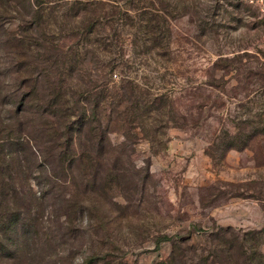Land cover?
<instances>
[{
    "label": "rangeland",
    "instance_id": "374dc122",
    "mask_svg": "<svg viewBox=\"0 0 264 264\" xmlns=\"http://www.w3.org/2000/svg\"><path fill=\"white\" fill-rule=\"evenodd\" d=\"M43 1L36 29L37 15L0 2V138L30 134L13 119L16 42L23 80L43 74L42 59L59 62L68 107L99 105L110 133L102 166L50 188L30 153L28 170L14 156L9 180L10 149H0L2 205L20 216L18 253L3 264H83L98 249L117 263L159 264L178 239L201 251L229 228L246 264H264V0ZM128 84L132 111L118 104L109 125L118 100L108 90Z\"/></svg>",
    "mask_w": 264,
    "mask_h": 264
},
{
    "label": "trees",
    "instance_id": "16d2710c",
    "mask_svg": "<svg viewBox=\"0 0 264 264\" xmlns=\"http://www.w3.org/2000/svg\"><path fill=\"white\" fill-rule=\"evenodd\" d=\"M2 1L0 0V2ZM44 3L43 0H5V4L12 5L17 12L18 10L14 5L26 10L27 13H31L33 18L35 15L38 16L34 20V25H32L33 29L40 28L41 13L45 10L43 8ZM79 5V7L84 6L83 3H79ZM5 16V13H0V19L5 20ZM0 43H2L1 40ZM40 48L47 53L50 49H54L57 54L62 52L60 46L54 48L44 44ZM14 49L15 55H18L20 59L17 60L13 71H11L17 88L13 98L18 104L13 119L16 123H20L25 131L28 130L30 134L17 137L11 133L5 138H0V149L4 146L5 149H10L8 154L11 163H8V179L11 181L16 180L17 173L13 170L16 169L18 165L16 161L18 160L14 156L19 157L22 155L24 157L29 153V157L37 161L35 169L38 172L39 183H46L44 185H47L48 188L51 184H58L59 181L66 183L73 171L77 170L82 175V166L85 164L87 168H93L95 162L98 167L102 166L100 158L105 153L104 148L107 144V136L110 133V128L108 130L103 121L106 117L103 115L104 110L100 109L97 104L90 109L84 107L72 109L68 107L70 105L63 91L65 78L59 62H51L48 58L42 59L38 65L44 71L43 74L36 76L30 74L32 77L30 80H23V69H26L21 57L25 55L24 44L16 42ZM29 66L31 65L29 64ZM54 72H58V78ZM40 79L46 80L50 87L43 93L37 88ZM108 93L114 94V97L118 100L117 105L111 112L112 115H109L108 118V124L111 125L114 110H116L117 118L118 104L126 106L123 111L125 117H128V113L132 111L134 89L132 85L128 84L118 90H108ZM35 101H39L41 104L35 105ZM125 129V133H130L129 127L126 126ZM84 136L87 137L89 151H85ZM94 153H96L95 158ZM24 158L26 159L24 160L26 163L25 168L28 170L31 165L29 160L26 157ZM1 166L5 170L4 162L1 163ZM0 181L2 184L0 188V264H3L5 256L13 258L18 253L16 239L19 236L20 216L12 215L7 208L9 214L5 213L6 210L2 205L5 176L1 173ZM95 184L96 177L93 178L90 185ZM233 233L235 232L230 228L210 233L209 238L212 239V244L208 245L206 249L201 248V251H199L198 246L189 244L188 240L178 239L174 243L170 256L159 264H231L233 257H236L241 264H246L244 239L241 238V234L235 235V233L233 235ZM229 234L230 237L232 236L230 241L225 237ZM222 239L225 240V246L223 243L222 246L219 243L214 244L217 241L221 242ZM101 252L99 249L93 251L84 258L83 264H130L127 256L122 257L121 263H117L119 261L114 259L113 256H104ZM256 253L259 254V252Z\"/></svg>",
    "mask_w": 264,
    "mask_h": 264
}]
</instances>
